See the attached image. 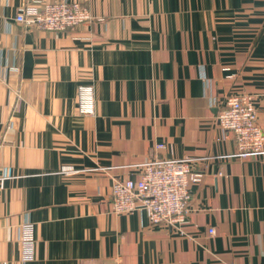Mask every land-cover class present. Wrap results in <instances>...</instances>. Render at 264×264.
Masks as SVG:
<instances>
[{
    "label": "crops",
    "instance_id": "0c3cea01",
    "mask_svg": "<svg viewBox=\"0 0 264 264\" xmlns=\"http://www.w3.org/2000/svg\"><path fill=\"white\" fill-rule=\"evenodd\" d=\"M33 1L55 0H0V264H264V155L217 120L248 93L264 130V0H68L94 19L66 33L17 22ZM156 157L202 159L179 233L112 212L113 177Z\"/></svg>",
    "mask_w": 264,
    "mask_h": 264
},
{
    "label": "built area",
    "instance_id": "2783aa9c",
    "mask_svg": "<svg viewBox=\"0 0 264 264\" xmlns=\"http://www.w3.org/2000/svg\"><path fill=\"white\" fill-rule=\"evenodd\" d=\"M88 7L78 1H33L25 4L16 21L52 33H66L93 20ZM77 111L81 116L95 114L93 85H79L76 94ZM224 134H232L238 152L232 156L264 155V130L258 124L256 97L248 93L229 96L217 116ZM156 148L162 150L164 144ZM199 158L156 157L138 165V180L113 177L111 207L114 214L146 212L149 223L182 232L191 212L193 187L202 175L195 170ZM215 230H209L214 236ZM22 262L35 259L33 228L22 224L18 230Z\"/></svg>",
    "mask_w": 264,
    "mask_h": 264
}]
</instances>
